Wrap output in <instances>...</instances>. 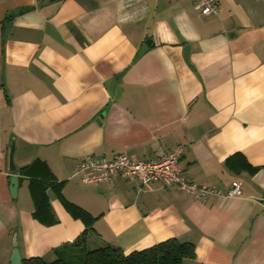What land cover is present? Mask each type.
<instances>
[{
  "label": "crops",
  "instance_id": "1",
  "mask_svg": "<svg viewBox=\"0 0 264 264\" xmlns=\"http://www.w3.org/2000/svg\"><path fill=\"white\" fill-rule=\"evenodd\" d=\"M215 1L201 15L195 0H0V264L14 240L49 262L91 227L90 248L175 238L194 247L182 264H264V0ZM177 145L188 180L242 194L75 174L83 155Z\"/></svg>",
  "mask_w": 264,
  "mask_h": 264
},
{
  "label": "built area",
  "instance_id": "2",
  "mask_svg": "<svg viewBox=\"0 0 264 264\" xmlns=\"http://www.w3.org/2000/svg\"><path fill=\"white\" fill-rule=\"evenodd\" d=\"M195 1L201 15L217 14L218 6L215 0ZM182 151V145L169 150L159 149L155 158L145 161L131 160L124 153H118L110 159L87 154L80 157L74 170L84 184L108 181L115 173H119L128 179L136 180L140 186L155 182L175 185L200 200L208 195L232 198L242 194L241 184L238 181H233L231 187L223 192L214 187L188 180L182 174L179 165Z\"/></svg>",
  "mask_w": 264,
  "mask_h": 264
},
{
  "label": "trees",
  "instance_id": "3",
  "mask_svg": "<svg viewBox=\"0 0 264 264\" xmlns=\"http://www.w3.org/2000/svg\"><path fill=\"white\" fill-rule=\"evenodd\" d=\"M32 195L38 208H48L43 189L33 191ZM88 230L82 232L74 241L55 249V258L52 261L31 257L24 259L22 264H182L184 260L194 257L192 243L175 238L127 254L110 244L90 248Z\"/></svg>",
  "mask_w": 264,
  "mask_h": 264
},
{
  "label": "water",
  "instance_id": "4",
  "mask_svg": "<svg viewBox=\"0 0 264 264\" xmlns=\"http://www.w3.org/2000/svg\"><path fill=\"white\" fill-rule=\"evenodd\" d=\"M13 152H14V143L13 140L11 139L8 145V169L9 171H14L15 170V165L13 163ZM16 187H17V179L15 176H12L10 178V193L11 196L14 198L16 195ZM13 250L12 254L10 257V263L11 264H22V259L18 250V243L16 240L13 241Z\"/></svg>",
  "mask_w": 264,
  "mask_h": 264
}]
</instances>
